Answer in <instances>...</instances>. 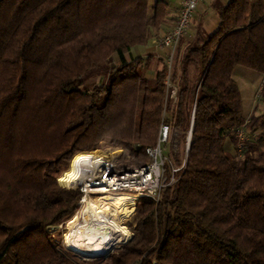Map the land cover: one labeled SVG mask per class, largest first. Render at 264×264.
Here are the masks:
<instances>
[{
	"label": "trees",
	"instance_id": "16d2710c",
	"mask_svg": "<svg viewBox=\"0 0 264 264\" xmlns=\"http://www.w3.org/2000/svg\"><path fill=\"white\" fill-rule=\"evenodd\" d=\"M213 9L216 28L198 27L181 75L168 78L163 63L151 79L124 54L154 37L165 0H0V264H81L50 230L81 196L58 178L104 140L145 164L162 122L165 152L184 166L158 200L136 201L130 239L102 264H264V109L245 119L233 78L237 65L260 72L264 105V0ZM97 75L104 82L85 91Z\"/></svg>",
	"mask_w": 264,
	"mask_h": 264
},
{
	"label": "built area",
	"instance_id": "2783aa9c",
	"mask_svg": "<svg viewBox=\"0 0 264 264\" xmlns=\"http://www.w3.org/2000/svg\"><path fill=\"white\" fill-rule=\"evenodd\" d=\"M202 2L203 0H178V12L172 28L157 39H154V47L165 50L163 63L167 68V74H169L174 62L181 38L188 32L194 12ZM173 94L174 89L171 90L169 96L172 97ZM168 131L169 126L162 122L155 144L145 148V153L148 156V161L145 164L139 167L120 169L109 160L101 164L96 171L90 173L84 181L72 184L71 186L78 188L81 192L78 201L79 212L82 209L86 197L95 196L102 192L132 193L136 197L135 202L140 198H150L154 201L158 200L160 192L176 181L177 173L184 166V163L180 167L174 165L165 152ZM232 134L237 138V148H242L246 140L243 129H235L232 131ZM187 149L188 143L186 139L185 151ZM72 189L74 188L72 187ZM61 225L58 224L57 226ZM64 226H66V223ZM125 242L115 243L114 245H120ZM70 250L74 251L73 249Z\"/></svg>",
	"mask_w": 264,
	"mask_h": 264
},
{
	"label": "rangeland",
	"instance_id": "374dc122",
	"mask_svg": "<svg viewBox=\"0 0 264 264\" xmlns=\"http://www.w3.org/2000/svg\"><path fill=\"white\" fill-rule=\"evenodd\" d=\"M214 15H216V14L213 11H211V12L208 11L206 16L204 17V24L203 25L207 26V28L211 30L210 32H213V30H215V28H216L214 21H215L217 16L215 17ZM192 23H193V20L191 21V24ZM157 31L158 30H155V32H157ZM154 36L157 38V36H158L157 33H155ZM152 42L154 43L153 40H152ZM153 43H152V45L154 47ZM195 44H196V39L194 41L190 42L188 45L184 44L183 46L180 47L179 51H180L181 55H179L177 58V61L175 60V62L172 64V67L169 71V74H167L168 78L173 73H176L177 75H181L180 74V69H181L180 61L182 59V56L185 53L187 47L195 45ZM141 49L142 50L144 49L143 45H137V46H133L131 48V51L133 53H136V52H141ZM155 49H158V48H155ZM158 50H160V49H158ZM236 71H238V73L235 72L233 78L235 79V81L239 87V91H240L242 103H243L242 106H243L244 116H247V113L249 110L253 111V113L251 112V114H255V115L260 114L264 109V105H263V103H261L262 101L260 99V89H261V84H262V80H263L262 74L260 72H257L255 70L249 69V68L241 66V65L236 66ZM187 74L190 77V79H192V81L195 82L194 80H196V78L198 76V70L194 65L189 64L187 66ZM104 79H105V77L102 79V78L98 77V75L97 76H90L89 78H87L85 80L83 88L85 91H88L89 89L92 88V86L97 85L98 83L101 84L102 82H104ZM166 80H167L166 84H167V87L169 88L170 93H171V90L174 89V94L172 95V97L169 96V98L171 99V103L173 104L175 102V94H176L177 86L170 79H166ZM169 85H171V86H169ZM245 135H247V134L245 133ZM254 135L255 134L248 135V137L251 138ZM95 150H97L96 152H98V153L105 154L107 161L111 160L112 163L118 168H122L123 166L124 167L126 166L128 168L135 167L133 165L131 159H130L128 152L125 149L119 148V147H114V146L110 145L107 140L102 141L101 144H99V146ZM87 151H84V152H87ZM88 152H91V151H88ZM78 153H80V152H76L75 155L72 157V159H70L69 163H67V164H69L66 167L67 170L65 169V171L62 172L60 178H58L59 181L61 182V184H63L62 180H63L64 175H67L68 173H70L72 166L74 164L73 163L74 159L78 155ZM182 163L180 165H176V166L180 167L182 165ZM89 173H91V171H89ZM57 183H58V181H57ZM58 185L61 187L67 188V189H72V187L75 190L78 189L74 186L66 187V186L60 185L59 183H58ZM95 196H97V195H95ZM135 199L133 201V204H131V205L128 204L127 207H125V201H123L122 199H116V200H119L123 203V208L118 210V212L116 214L117 215L116 218H117V220L121 221L128 228L131 235H132V233H131V228L129 227V224H131V225L134 224L133 223L134 215H132V214L135 211V206H136L135 205V203H136ZM124 207H125V209H124ZM80 211H81V209H80ZM79 213H80L79 209H77L75 211V213L73 214L72 218L69 219V221L67 220V221L61 223L62 224L61 226L56 225V227H54L53 229H50L51 233L55 236V239H57L59 241L60 246H62L61 248L64 249V251H66V253L69 256H71L73 259H75L77 262H79L81 264H85L88 261H96V264H102V261L104 259V255L103 256H101V255H83V254L76 252V251L71 252L70 248H68L67 244L65 243V236H66L68 228L70 226H73L74 223H77L78 221H80ZM65 223H66V226H64ZM131 235H130V237H131ZM130 237L128 238V240L130 239ZM112 245H114V244H112ZM117 246H119V245L116 244V245L112 246L111 248L108 247L107 249H109V252H111Z\"/></svg>",
	"mask_w": 264,
	"mask_h": 264
},
{
	"label": "bare ground",
	"instance_id": "6f19581e",
	"mask_svg": "<svg viewBox=\"0 0 264 264\" xmlns=\"http://www.w3.org/2000/svg\"><path fill=\"white\" fill-rule=\"evenodd\" d=\"M106 155L93 152H80L74 159L70 173L64 175L62 183L69 187L73 183L82 182L101 164L106 163ZM88 172V173H87ZM135 195L128 192L101 193L86 197L79 213L80 221L67 230L65 243L70 249L87 255L105 252L115 243L128 240V228L116 218L118 210L123 208L122 199L127 205L133 204ZM125 209V207H124Z\"/></svg>",
	"mask_w": 264,
	"mask_h": 264
},
{
	"label": "crops",
	"instance_id": "0c3cea01",
	"mask_svg": "<svg viewBox=\"0 0 264 264\" xmlns=\"http://www.w3.org/2000/svg\"><path fill=\"white\" fill-rule=\"evenodd\" d=\"M165 1L167 3V12H165L166 16H165L161 26L159 27L158 31L155 32L158 35L157 38L172 28V26L176 20L177 12H178V7H179L178 0H165ZM227 1L228 0H203L202 4L194 12L193 19H192L193 23L190 24L191 26H190L188 32L186 33V35L183 38H181L179 48L181 46H183L184 44L190 43L196 39V36H197L196 33H197V29L199 26H201L203 31H205L206 33H210L211 30L208 29L207 26L203 25L204 24V17L208 13V11H210V12L213 11L216 14L214 16L216 17L217 13L213 9L214 3L219 2L221 4H225ZM214 22H215V25H217V17H216ZM157 38L154 36L151 39H149L147 41V43L145 45H143L144 49L143 50L141 49V52L133 53L130 49L129 52L124 54L126 61H130L131 59L140 57L143 59L144 62H146V65H145L144 70H143V74L146 78L152 79L156 69L160 66V64H163V56H164L165 50L155 49L152 45V43H153L152 40L154 41V39H157ZM235 72L238 73V71H236V67L233 70V76H234ZM251 112L253 113V111L249 110L247 113V116H244V114H243L245 119H248L249 116L252 115ZM242 113H243V106H242ZM226 147L229 150L233 151V146L231 145L230 142L226 143Z\"/></svg>",
	"mask_w": 264,
	"mask_h": 264
},
{
	"label": "water",
	"instance_id": "95a60500",
	"mask_svg": "<svg viewBox=\"0 0 264 264\" xmlns=\"http://www.w3.org/2000/svg\"><path fill=\"white\" fill-rule=\"evenodd\" d=\"M193 112H194V109H193ZM193 112H192V119H193ZM192 119H191V125H190V129H189L188 136H187V143H188V146H189L190 137H191ZM108 251H109V249L105 250V252L103 251V252H101V253H99V254H96V255H101V256L104 255V256H105V255L108 253ZM77 252H78V251H77ZM79 253H81V254H83V255H87V254L82 253V252H79Z\"/></svg>",
	"mask_w": 264,
	"mask_h": 264
}]
</instances>
